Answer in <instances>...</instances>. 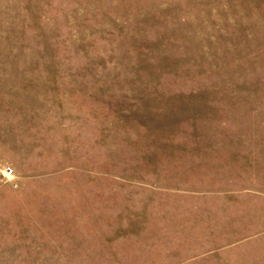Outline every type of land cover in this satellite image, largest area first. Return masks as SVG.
Instances as JSON below:
<instances>
[{
  "label": "rangeland",
  "instance_id": "rangeland-1",
  "mask_svg": "<svg viewBox=\"0 0 264 264\" xmlns=\"http://www.w3.org/2000/svg\"><path fill=\"white\" fill-rule=\"evenodd\" d=\"M189 183L264 194V0H0V264H264V195Z\"/></svg>",
  "mask_w": 264,
  "mask_h": 264
},
{
  "label": "crops",
  "instance_id": "crops-1",
  "mask_svg": "<svg viewBox=\"0 0 264 264\" xmlns=\"http://www.w3.org/2000/svg\"><path fill=\"white\" fill-rule=\"evenodd\" d=\"M195 144H197V143H195ZM198 145L203 146V147H199V148H203L205 150H207V149L213 150V151H209L210 154H208V151H206V152L203 151V152H201V154H199L200 156L209 157L208 155H211V154H214L213 156L219 155L217 158H213V159H216L219 162V164H218L219 166H229V168L233 167V165L239 167L240 164H238V163L241 159H243V158H239V157L243 156L244 151L253 150L252 145L247 147L245 144H242V143L217 142L214 144H207L206 143V144H198ZM227 150H232V151L221 152V151H227ZM222 155H224V156H222ZM253 156H256V155L254 153H252L251 156H249V158L251 159ZM209 158H212V157H209ZM196 160H197L196 163L193 165H195L197 167L191 168L188 170L191 173H194L195 171L200 172L199 166H201L202 164L200 162V159H196ZM203 166H205V165H203ZM219 169L224 170L225 168L221 167ZM236 181H238V182H236L235 184H240V182H244L245 180L244 179L240 180L237 178ZM156 189H158V188H156ZM161 190L164 192L170 193V194H177L180 196H184V197H188V198L196 199V200L206 199L208 197H211V198L212 197L213 198L219 197V198H221L223 195L225 196L228 194L240 196V195H244L246 193L256 192V191H253L251 189H247L245 187H237V188L213 187V188H210V187H207V184L195 185V184H191V183H189V186L186 188H176V187H174V188H161ZM256 194L264 195V194L259 193V192H256ZM200 204H204V203H201L199 201H195V202H191L187 206L192 207L193 209L200 208V206H201V208L205 207L204 205H200ZM175 208H177V207H175ZM176 214H177V212H176ZM176 220H178V219H176ZM211 220H212V223L217 224L215 219H211ZM191 221L194 222V219L192 218ZM222 222H225V221L223 220ZM189 228H190L189 230L192 233H194L196 230L201 231L200 228L196 229L195 226H191ZM212 228H214L216 231L219 230V229H217V227L215 225ZM263 229H264V227H261V229L258 230L255 234H252L250 236H248V235L242 236L241 238L234 240V241H247L249 239H253L254 237H257V235L263 234L264 233Z\"/></svg>",
  "mask_w": 264,
  "mask_h": 264
}]
</instances>
